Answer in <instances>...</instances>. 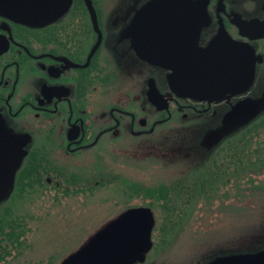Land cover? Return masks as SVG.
Wrapping results in <instances>:
<instances>
[{
    "label": "rangeland",
    "instance_id": "374dc122",
    "mask_svg": "<svg viewBox=\"0 0 264 264\" xmlns=\"http://www.w3.org/2000/svg\"><path fill=\"white\" fill-rule=\"evenodd\" d=\"M145 1L96 0L102 21L107 24V35L113 34L110 27L113 20L116 24L122 23L117 21L125 23ZM242 1L237 4L244 9ZM245 1L250 7L247 11L252 13L259 12L264 3V0ZM134 67L129 77L126 73L119 75L121 102L127 97L123 91L138 100L149 80H157L158 87L164 89L161 67L137 59ZM247 95L264 106V62L258 65L254 84ZM110 97L111 94L106 95L104 101ZM136 103L139 102L135 105L130 102L127 108H137ZM227 107L228 99L217 101L203 114L189 111L181 119L180 113L158 125L153 131V134L157 132L156 137L132 135L125 124L123 133L114 142L105 137L93 152L59 157L64 166L74 169L94 185L83 187L77 193L76 188L46 182L38 186L23 173L24 177L18 181L22 190L4 204L0 203V213L6 209L16 220V233L24 231V234L11 242L3 237L0 264H59L127 207H150L149 204L153 206L155 217L154 244L141 264H211L221 255L264 250V170L245 173L243 178L237 173L216 192L214 199H200L187 208L184 206V220L172 230L168 223V202H165L166 209L163 200L157 202L142 189L171 183L195 171L202 159L211 160L212 153L228 139L222 134L226 127L221 122ZM149 114L152 123L156 116L154 111ZM164 116L163 113L159 117ZM259 141L264 142V134ZM214 142L220 143L212 146ZM201 143L208 147L200 146ZM259 152L262 150L251 155L253 162ZM23 161L22 158L11 160L7 183L0 188L1 196L8 193L16 169ZM254 165L251 163L249 167ZM101 180L105 183L97 184ZM66 190L70 191L68 195ZM24 239L26 244L20 246Z\"/></svg>",
    "mask_w": 264,
    "mask_h": 264
},
{
    "label": "flooded vegetation",
    "instance_id": "af4514ba",
    "mask_svg": "<svg viewBox=\"0 0 264 264\" xmlns=\"http://www.w3.org/2000/svg\"><path fill=\"white\" fill-rule=\"evenodd\" d=\"M238 1L208 0L209 20L201 28L198 44L206 46L222 26L232 39L249 42L255 48L260 57L257 71L264 62V38L242 35L233 17L263 19L264 3L259 12L252 13L247 11V1H242L244 9ZM137 9L125 23L113 20L111 35H107V24L102 21L96 0H68L65 11L49 23L21 22L0 14V147L6 139L16 138L14 146L21 152L3 150L8 172L0 188L7 183L11 160H24L5 198L11 199L22 190L18 181L24 177V169L26 177L38 186L46 182L73 187L75 193L93 187L91 181L64 166L59 157L93 152L105 137L114 142L125 124L132 135L149 134L173 115L182 113L186 117L189 111L203 114L217 102L208 104L206 100L176 96L168 85L169 70L163 68V90L157 80H149L136 100L137 108H127L130 102H136L129 92L123 91L127 97L121 102L119 75L126 73L129 77L135 60H142L132 44V18ZM151 81L167 99L168 109H160L149 100ZM108 94L111 97L104 101ZM244 96L227 94L221 101L228 99V110ZM152 111L156 117L150 123ZM163 113L166 117H159ZM39 176L42 181L36 182Z\"/></svg>",
    "mask_w": 264,
    "mask_h": 264
},
{
    "label": "water",
    "instance_id": "95a60500",
    "mask_svg": "<svg viewBox=\"0 0 264 264\" xmlns=\"http://www.w3.org/2000/svg\"><path fill=\"white\" fill-rule=\"evenodd\" d=\"M68 0H0V14L21 22L49 23L66 9ZM208 0H147L132 18V44L137 56L169 70L170 90L178 97L206 100L208 104L227 94H244L255 79L260 57L249 42L232 39L220 26L206 46L198 44L201 28L209 20ZM264 9V7H263ZM240 33L249 39L264 38V18L234 15ZM149 100L168 109L167 99L150 82ZM250 95L233 103L222 115L228 129L240 126L259 111ZM8 138L0 147V185L8 167L3 150L21 154ZM155 218L148 206H133L98 229L59 264H135L144 262L152 248ZM212 264H264V250L216 258Z\"/></svg>",
    "mask_w": 264,
    "mask_h": 264
},
{
    "label": "trees",
    "instance_id": "16d2710c",
    "mask_svg": "<svg viewBox=\"0 0 264 264\" xmlns=\"http://www.w3.org/2000/svg\"><path fill=\"white\" fill-rule=\"evenodd\" d=\"M177 116L173 115L170 119L172 120ZM181 119H183V117ZM159 125L163 124L161 123ZM154 134L151 133L148 135ZM222 134L227 136L225 138H228L226 142L217 152L212 153L211 160L210 158L202 159L195 171L182 175L174 181H170L171 183H160L154 187L142 188L146 195L151 196L157 202L163 200V207L166 209L169 204L167 215L170 230L174 229V225L180 224L184 220V213L186 212V209H182L184 206L187 208L200 199H214L216 197V192L221 187L225 186L235 174L238 173L240 177L243 178L244 174L248 172H263L264 148H262L261 145H264V142L259 140L262 134H264V106L261 107L256 115L247 119L242 125L233 129L225 128ZM154 136L156 137L157 135ZM215 143L218 144L220 142H214L212 146ZM206 145L201 143L200 146L206 148L208 144ZM261 150L262 152H259L257 155L258 158L253 162L251 155ZM251 163L255 164L254 167H249ZM24 170L23 172L26 176L27 173ZM36 178L37 177H35L36 182L42 181V176H39V179ZM252 179L253 177L251 176L250 181ZM104 183L105 180H101L98 184ZM67 192L68 190H66L65 193ZM2 197L3 198H0V203L4 204L8 198H5V195ZM165 202H168L167 206ZM149 205L151 208L153 207L151 204ZM3 210L2 213H0V243L3 241L4 236H6V239L10 242L15 241L20 234H24V231L16 233V220L13 219V216L9 215L8 211L6 213V209ZM25 221V218H23V222ZM6 226H8V228ZM25 244L26 240L24 239L20 246H24ZM2 254L3 252L0 251L1 259L3 258Z\"/></svg>",
    "mask_w": 264,
    "mask_h": 264
}]
</instances>
